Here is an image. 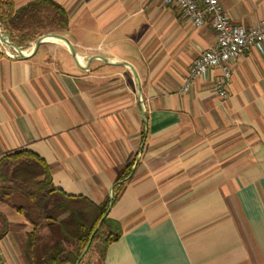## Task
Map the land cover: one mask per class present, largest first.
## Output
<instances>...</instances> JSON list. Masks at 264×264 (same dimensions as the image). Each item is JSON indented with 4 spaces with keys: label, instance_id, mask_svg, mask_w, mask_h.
<instances>
[{
    "label": "crops",
    "instance_id": "1",
    "mask_svg": "<svg viewBox=\"0 0 264 264\" xmlns=\"http://www.w3.org/2000/svg\"><path fill=\"white\" fill-rule=\"evenodd\" d=\"M53 1L85 69L55 42L0 58V158L28 150L54 188L95 205L122 184L108 211L120 236L103 264H264V44L232 62L226 97L213 90L217 69L182 93L215 42L210 26L157 0ZM220 6L245 29L264 19V0ZM0 212V264H28L30 226L7 204Z\"/></svg>",
    "mask_w": 264,
    "mask_h": 264
},
{
    "label": "trees",
    "instance_id": "2",
    "mask_svg": "<svg viewBox=\"0 0 264 264\" xmlns=\"http://www.w3.org/2000/svg\"><path fill=\"white\" fill-rule=\"evenodd\" d=\"M0 27L11 42L16 35L20 41L29 42L44 34L65 33L68 15L53 0H33L19 8L12 0H0ZM133 161L117 172L116 182L130 174ZM121 185L112 191L111 207L118 200ZM0 203L21 215L31 228L23 247L28 264H75L88 243L78 264H103L107 247L120 236L118 224L108 217V198L95 205L54 188L46 163L25 149L0 158ZM9 230L0 212V239Z\"/></svg>",
    "mask_w": 264,
    "mask_h": 264
},
{
    "label": "built area",
    "instance_id": "3",
    "mask_svg": "<svg viewBox=\"0 0 264 264\" xmlns=\"http://www.w3.org/2000/svg\"><path fill=\"white\" fill-rule=\"evenodd\" d=\"M157 1L162 7L177 9L193 26H210L215 34L214 44L200 53L188 67L180 91L187 92L197 78L217 69L220 76L214 81L213 90L219 97H226L232 62L252 47L264 44V19L245 29L229 22L221 9L220 0ZM1 45L0 53H3Z\"/></svg>",
    "mask_w": 264,
    "mask_h": 264
},
{
    "label": "water",
    "instance_id": "4",
    "mask_svg": "<svg viewBox=\"0 0 264 264\" xmlns=\"http://www.w3.org/2000/svg\"><path fill=\"white\" fill-rule=\"evenodd\" d=\"M47 38H53V39H56V40L60 41L65 46L66 50L68 51L69 55L73 58V60L77 64V66H79L82 69H85V67H83L79 63L78 57H77V55H76V53H75L72 45L70 44V42L68 41V39L65 36H63V35H59V34H45V35H42V36L38 37L35 40V42L32 45L31 51L29 53H25V52L21 51L19 47H17L12 42H10L8 35H4L0 31V43L3 44V45H5L6 47L10 48L11 50H13L14 53H15V55H16V57L17 58H20V59H26V58L32 56L35 53V51L37 50V48L41 44L45 43L44 40L47 39ZM104 62L107 63V61H105V60H104ZM120 65L127 66L128 68H130V70L134 74V71L132 70V68L130 67V65H128L127 63L122 62V63H120ZM112 189H113V187H112ZM111 190L109 191V196H108V199H109V209L111 207V200H112ZM105 216H106V214L100 219V221L98 223V226L96 227L95 231L98 229V227L100 226V224L104 220ZM88 247H89V243L86 245V247L83 250L82 254L80 255L79 259H81L82 256L87 252ZM79 259H78V261H79ZM78 261L75 264H78Z\"/></svg>",
    "mask_w": 264,
    "mask_h": 264
},
{
    "label": "rangeland",
    "instance_id": "5",
    "mask_svg": "<svg viewBox=\"0 0 264 264\" xmlns=\"http://www.w3.org/2000/svg\"><path fill=\"white\" fill-rule=\"evenodd\" d=\"M79 22H77V23H75V26H74V28H76L77 27V24H78ZM0 31H1V33L2 34H4V35H8V33L6 32V31H4L1 27H0ZM79 34V33H78ZM45 35V34H44ZM59 35H64V33L63 34H59ZM9 36V35H8ZM38 37H40V36H38ZM38 37H36V39L38 38ZM35 39V40H36ZM85 39H86V37H85ZM9 40H10V38H9ZM14 40H15V42H12L14 45H16L17 47H19L20 48V50L21 51H23V52H28L29 50H30V48H32V45H33V43L35 42V40L34 41H29V42H24V41H20V37H19V35L17 36H15L14 37ZM11 42V41H10ZM2 46V51H3V55H5L6 56V51H8V47H6L5 45H1ZM41 49H42V47L40 48V51H41ZM9 52V51H8ZM9 54L11 55V56H15V55H12L10 52H9ZM8 55V54H7Z\"/></svg>",
    "mask_w": 264,
    "mask_h": 264
},
{
    "label": "bare ground",
    "instance_id": "6",
    "mask_svg": "<svg viewBox=\"0 0 264 264\" xmlns=\"http://www.w3.org/2000/svg\"><path fill=\"white\" fill-rule=\"evenodd\" d=\"M44 41H45V42L47 41V42H55V43H60V44H62L60 41H58V40H56V39H53V38H47V39H45ZM30 49H31V48H30ZM8 51H9L12 55H15L14 51L11 50L10 48H8ZM8 51H6L7 54H9ZM9 55H10V54H9Z\"/></svg>",
    "mask_w": 264,
    "mask_h": 264
}]
</instances>
